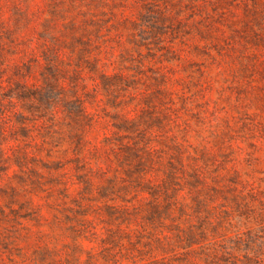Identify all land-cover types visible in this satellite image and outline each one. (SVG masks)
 <instances>
[{
  "label": "rangeland",
  "instance_id": "rangeland-1",
  "mask_svg": "<svg viewBox=\"0 0 264 264\" xmlns=\"http://www.w3.org/2000/svg\"><path fill=\"white\" fill-rule=\"evenodd\" d=\"M187 221L264 264V0H0V264H203Z\"/></svg>",
  "mask_w": 264,
  "mask_h": 264
},
{
  "label": "trees",
  "instance_id": "trees-1",
  "mask_svg": "<svg viewBox=\"0 0 264 264\" xmlns=\"http://www.w3.org/2000/svg\"><path fill=\"white\" fill-rule=\"evenodd\" d=\"M174 206L176 207V205H174ZM180 211L181 212L183 211L182 206L180 208ZM170 216L171 215H169V217ZM171 223L173 224V219H172ZM186 224H188L187 225L188 228L185 229V230H180L179 231V232H181L183 238H181L179 236V234H177L176 235L177 240H172L171 236H169V239H170L171 244H172V248L180 247V246L185 247V248H187L186 255L189 254V251L197 252V254H190V255H192V256L195 255L196 258H197V261H199V262H201L203 264H229V262L227 260L228 259L227 257L224 260L221 259V257H223V255H225L224 252L221 251L222 250L221 248H224V247H222L221 245H218L217 242L207 241V243H205L204 245L200 246V249H198V251L190 250V247H191L190 244H192V242H195V237H199L200 235H202V236H205V235L202 232L201 227H200L199 230H197V228L194 227L193 225H191L190 222L187 221ZM160 228H161V230H159V233L163 234L164 233L163 230H166V227L163 224V225H161ZM194 229L196 231H193ZM192 239H194V240H192ZM167 241H169V240L167 239V236H165L164 240L162 241V243L164 242L165 243L164 245L167 246ZM156 242L159 244L160 240L158 239ZM229 248H230L231 252H234L235 250H237L233 246H232V248L231 247H229ZM108 251H110V253H111V250L108 249ZM231 252H228V253L226 252V255L227 254L229 255V253H231ZM111 255H112V257L117 258L116 254H112L111 253ZM186 255H183V257L186 256ZM118 257H120V256H118ZM183 257L178 259V260L183 259ZM167 259H168L167 262L170 263L172 258L169 257ZM171 263H174V261H172ZM185 264H198V263L196 261H191V262H187Z\"/></svg>",
  "mask_w": 264,
  "mask_h": 264
}]
</instances>
